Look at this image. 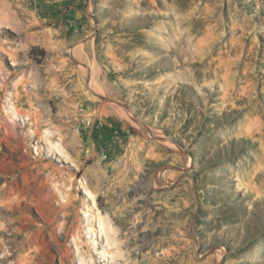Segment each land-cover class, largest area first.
<instances>
[{
    "label": "rangeland",
    "instance_id": "rangeland-1",
    "mask_svg": "<svg viewBox=\"0 0 264 264\" xmlns=\"http://www.w3.org/2000/svg\"><path fill=\"white\" fill-rule=\"evenodd\" d=\"M0 210V264H264V0H0Z\"/></svg>",
    "mask_w": 264,
    "mask_h": 264
},
{
    "label": "bare ground",
    "instance_id": "bare-ground-1",
    "mask_svg": "<svg viewBox=\"0 0 264 264\" xmlns=\"http://www.w3.org/2000/svg\"><path fill=\"white\" fill-rule=\"evenodd\" d=\"M201 29V28H200ZM201 32V31H200ZM251 54V53H250ZM245 55V54H244ZM249 56H251V55H249ZM253 56V55H252ZM250 58V57H249ZM248 58V59H249ZM247 59V58H246ZM248 63V62H247ZM231 64V63H230ZM230 64H228V65H230ZM227 65V64H226ZM237 65V64H236ZM247 65V64H246ZM234 66V65H233ZM226 69V68H225ZM226 71V70H225ZM215 72V71H214ZM233 73V72H232ZM222 76V75H221ZM257 108V107H256ZM255 108V109H256ZM253 109V108H252ZM258 110V109H257ZM255 123H257V121L255 122ZM259 123V122H258ZM254 125H256V124H249V129H251V128H253V126ZM261 126V125H260ZM260 129V127H259V125H257L256 126V130L258 131ZM49 148L53 151V154H55L56 156H58L59 158H62V159H65V160H68L69 159V156L66 154V152H64L63 150H61L60 148H57V147H55L53 144H51L50 143V146H49ZM162 172H161V170L158 172V174H161ZM12 188H10L9 190H11ZM8 190V191H9ZM12 191V190H11ZM3 195L1 194V197H2ZM6 202V201H5ZM7 204V203H6ZM2 209V208H1ZM1 211V210H0ZM3 211V210H2ZM6 211V210H5ZM5 218V217H4ZM6 221V220H5ZM4 221V222H5ZM11 223L10 222H8L7 221V223H6V225H5V227H4V231L6 230V231H8V229H11V225H10ZM3 230H0V234H2L3 232H4ZM118 237L119 238H124V241L123 242H120V244L119 243H117L115 240H113L114 241V245H115V247H116V250H117V252H115V254L113 255V254H111V257H112V259H113V257H115V259H119V262L118 263H120V264H125V261H127L128 259H129V257H130V255L128 256V255H126V257H125V259L123 260V255L124 254H122L123 252H122V249L124 248V249H127L128 247H129V244H130V242H131V238H130V236H128L127 234H122V232L120 231L119 232V235H118ZM117 237V238H118ZM10 255V254H9ZM120 258H122V260L120 261ZM3 259V258H2ZM5 260V259H4ZM1 261V260H0ZM19 262H21V261H19ZM37 262V261H36ZM2 263V262H1ZM17 263V262H16Z\"/></svg>",
    "mask_w": 264,
    "mask_h": 264
}]
</instances>
